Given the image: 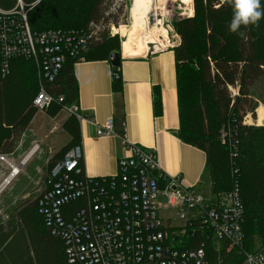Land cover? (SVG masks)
Masks as SVG:
<instances>
[{
	"label": "trees",
	"instance_id": "trees-1",
	"mask_svg": "<svg viewBox=\"0 0 264 264\" xmlns=\"http://www.w3.org/2000/svg\"><path fill=\"white\" fill-rule=\"evenodd\" d=\"M191 1L193 16L173 25L180 38L174 48L179 111L176 136L205 153V173L213 193L228 192L236 182L244 208V242L247 247L255 242L263 245L264 128L244 125L243 119L248 114L254 116L258 101L252 89L264 81V18L258 26H241L238 33H232L229 23L233 12L227 0ZM260 2L264 6V0ZM111 4L112 0H41L27 12L32 33L86 30L91 23L99 27L96 39L84 46L76 58L68 57L53 82H43L49 94L63 97L64 105H71L78 97L74 63L79 58L110 61L114 39L108 36L106 24L110 17L114 25L117 22L115 15L108 13ZM1 6L11 7L3 2ZM1 62L0 52V155L10 156L18 153L25 131L37 114L33 100L40 80L32 59L11 60L5 75ZM26 62L34 68L25 66ZM112 81L118 90L119 68H112ZM154 108L156 112L160 109L157 93ZM45 110L54 118L61 104L53 103ZM62 128L70 140L47 162L48 171L80 142L74 117L69 116ZM226 129L236 141L237 155L233 158L220 141ZM0 264H67L63 242L47 229L37 198L16 201L6 220L0 221Z\"/></svg>",
	"mask_w": 264,
	"mask_h": 264
},
{
	"label": "built area",
	"instance_id": "built-area-1",
	"mask_svg": "<svg viewBox=\"0 0 264 264\" xmlns=\"http://www.w3.org/2000/svg\"><path fill=\"white\" fill-rule=\"evenodd\" d=\"M3 1L2 73L8 74L13 59H32L40 80L33 105L41 111L61 104V111L77 122L87 121L75 102L64 105L63 97L49 94L43 82H53L65 60L76 58L96 39L99 27L91 23L86 30L32 33L23 8L33 7L38 0H16L8 9L1 6ZM183 4L188 10L184 15L192 17V1ZM151 18L153 24L161 22L165 35L159 36V43L149 44L152 49L147 54L177 47L173 27L155 13ZM113 29L112 25V36L116 35ZM246 119L243 124L249 125ZM105 136L118 138L124 153L117 159L114 176L87 177L78 144L54 164L37 197L47 229L63 242L67 264H264V244L247 247L244 242V208L236 182L220 193L211 191L210 179L203 190L185 186L180 176L162 171L153 150L128 141L124 134L116 135L112 118L96 128V137ZM220 141L232 158L237 155L229 129L221 132ZM38 150V145L32 146L26 157L30 159ZM26 157L20 164L12 162L10 174L0 184V195L20 173Z\"/></svg>",
	"mask_w": 264,
	"mask_h": 264
},
{
	"label": "crops",
	"instance_id": "crops-1",
	"mask_svg": "<svg viewBox=\"0 0 264 264\" xmlns=\"http://www.w3.org/2000/svg\"><path fill=\"white\" fill-rule=\"evenodd\" d=\"M128 56H121L118 90L113 87L110 61L82 58L74 63L75 103L87 117L78 122L84 174L90 178L116 174L117 159L124 154L120 140L96 137L97 126L112 118L116 135L124 134L128 141L153 150L163 172L180 176L185 186L203 190L209 183L207 177L203 184L205 153L176 136L179 111L174 49ZM156 93L158 112L154 108Z\"/></svg>",
	"mask_w": 264,
	"mask_h": 264
},
{
	"label": "rangeland",
	"instance_id": "rangeland-1",
	"mask_svg": "<svg viewBox=\"0 0 264 264\" xmlns=\"http://www.w3.org/2000/svg\"><path fill=\"white\" fill-rule=\"evenodd\" d=\"M36 0H30V3ZM41 0H38V3ZM16 2V0H4L3 4L5 6H11ZM187 1L180 0H162V4L155 9L154 5L147 16L148 26L152 27L154 24L152 22L151 16L153 13L156 14L157 18L163 19L166 23H169L173 29L174 22L177 20L187 18L186 14L188 12L185 9L183 3ZM37 3V4H38ZM36 4V5H37ZM34 5V6H36ZM33 6V7H34ZM110 10L108 13H112L113 16L116 17V24L112 23V17L109 18V25L106 24V28L108 29V36L111 39H114V43L110 49V54L113 52H119L121 56L124 54L134 55L128 57H137L139 55H143L148 51V44L150 42H146L144 40H138L136 48L133 49L131 54L124 53L125 46V35L116 34L114 36L111 35V27L112 25L116 29H120L125 26H129L131 21V11H132V0H112ZM12 7V6H11ZM9 7V8H11ZM33 7H24L23 11L27 14L28 10ZM8 9V8H4ZM17 11H22L20 8ZM28 23V22H27ZM89 27V26H88ZM87 27V28H88ZM103 29V28H102ZM123 32V31H122ZM176 32V30H175ZM160 36V35H159ZM179 38V36H178ZM158 39H160L158 37ZM160 41V40H159ZM180 43V38L178 45ZM151 48V46H149ZM152 49V48H151ZM139 54V55H136ZM136 55V56H135ZM32 66L31 62H26L25 66ZM28 68V67H25ZM35 71V69H34ZM38 75V74H37ZM36 77V74H35ZM37 80V77H36ZM264 80V79H263ZM38 87V84H37ZM252 93L255 95L256 101H258V106L255 109L254 116L248 114L247 121L249 122L248 126H253L255 128H264V119L261 122L258 121L257 110L261 106L264 108V81L256 86V88L252 89ZM259 93V96L256 95ZM68 114L62 112L54 117L50 118L47 115L46 110H38L37 114L29 124L27 130L25 131L22 146L19 149L18 153L10 156L0 157V184L2 181L10 174L11 168L7 161H12L16 164H20L23 159L27 156L29 150L34 145L39 146V150L36 152L34 156L28 159L23 165H21L20 173L13 180L12 184L1 193L0 195V221L6 220L7 214L12 209L14 203L16 201L24 200L31 196L32 198H37L38 195L42 192L44 187L47 185V176L49 171L46 169L47 162L54 156L58 151H60L70 140L69 135L62 128V124L68 119ZM208 174H204L203 184H207L206 178ZM209 178V177H208ZM254 245H262V243L255 242ZM251 247V246H249Z\"/></svg>",
	"mask_w": 264,
	"mask_h": 264
},
{
	"label": "bare ground",
	"instance_id": "bare-ground-1",
	"mask_svg": "<svg viewBox=\"0 0 264 264\" xmlns=\"http://www.w3.org/2000/svg\"><path fill=\"white\" fill-rule=\"evenodd\" d=\"M189 3L191 0H182ZM162 4V0H132V11H131V21L129 26H125L116 29L114 28V34L125 35V46L124 53H132L133 49L138 47L137 43L140 40L151 43H159V35H165V29L161 27V22H156L152 27L148 26L147 14L152 9L153 5L157 8ZM193 12V11H192ZM193 15V13H192ZM123 31V32H122ZM139 40V41H138ZM148 44V49H149ZM148 52V51H147ZM147 54V53H146ZM139 55V54H136ZM258 121L264 119V108L261 106L257 110ZM29 159V156L26 157L25 162ZM9 165L12 164V161H7Z\"/></svg>",
	"mask_w": 264,
	"mask_h": 264
},
{
	"label": "clouds",
	"instance_id": "clouds-1",
	"mask_svg": "<svg viewBox=\"0 0 264 264\" xmlns=\"http://www.w3.org/2000/svg\"><path fill=\"white\" fill-rule=\"evenodd\" d=\"M232 7L229 30L238 33L241 26L257 25L264 18V6L260 0H227Z\"/></svg>",
	"mask_w": 264,
	"mask_h": 264
},
{
	"label": "water",
	"instance_id": "water-1",
	"mask_svg": "<svg viewBox=\"0 0 264 264\" xmlns=\"http://www.w3.org/2000/svg\"><path fill=\"white\" fill-rule=\"evenodd\" d=\"M109 60L112 67L118 68L121 64V54L119 52H113L110 54Z\"/></svg>",
	"mask_w": 264,
	"mask_h": 264
}]
</instances>
